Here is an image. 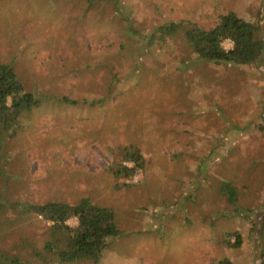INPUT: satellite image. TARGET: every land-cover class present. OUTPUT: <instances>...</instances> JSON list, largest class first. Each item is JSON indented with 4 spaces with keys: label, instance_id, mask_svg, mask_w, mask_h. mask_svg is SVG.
I'll list each match as a JSON object with an SVG mask.
<instances>
[{
    "label": "rangeland",
    "instance_id": "obj_1",
    "mask_svg": "<svg viewBox=\"0 0 264 264\" xmlns=\"http://www.w3.org/2000/svg\"><path fill=\"white\" fill-rule=\"evenodd\" d=\"M228 12L261 25L264 0H0V63L45 100L3 139L8 199L89 198L111 209L125 236L99 264H260L264 56L215 65L198 59L183 33L147 44L162 25L207 29ZM130 145L145 170L116 178V151ZM222 181L236 187V208ZM235 232L239 248L226 243Z\"/></svg>",
    "mask_w": 264,
    "mask_h": 264
},
{
    "label": "trees",
    "instance_id": "obj_2",
    "mask_svg": "<svg viewBox=\"0 0 264 264\" xmlns=\"http://www.w3.org/2000/svg\"><path fill=\"white\" fill-rule=\"evenodd\" d=\"M179 33H183L198 59L215 65H255L264 56L260 24L246 20L236 12L220 15L218 23L207 29L192 22L162 25L150 35L147 44L152 46ZM227 40L234 44L230 50L223 46ZM44 101L26 90L11 64L0 63V150L4 138L17 136L21 117L41 108ZM58 101L70 106L80 102L68 97ZM260 129H264L263 122ZM115 155L120 160L111 165L110 171L116 178L134 177L145 170L147 161L139 148L120 147ZM220 183L226 202L237 206L236 187L225 181ZM73 218L78 221L76 227L69 224ZM124 236L115 224L114 212L94 204L89 198H83L77 204H35L12 201L0 188V264H73L83 260L99 264L111 241ZM233 237L236 238L234 243ZM226 238L227 245L232 248L242 245L239 233H228ZM258 247L259 262L264 264L260 240ZM217 264L233 262L225 258Z\"/></svg>",
    "mask_w": 264,
    "mask_h": 264
},
{
    "label": "water",
    "instance_id": "obj_3",
    "mask_svg": "<svg viewBox=\"0 0 264 264\" xmlns=\"http://www.w3.org/2000/svg\"><path fill=\"white\" fill-rule=\"evenodd\" d=\"M260 28H261L262 35L264 37V19H263V21H262V23L260 25ZM261 118L264 121V114L261 116ZM260 243H261L262 250L264 251V228H263V231H262Z\"/></svg>",
    "mask_w": 264,
    "mask_h": 264
},
{
    "label": "built area",
    "instance_id": "obj_4",
    "mask_svg": "<svg viewBox=\"0 0 264 264\" xmlns=\"http://www.w3.org/2000/svg\"><path fill=\"white\" fill-rule=\"evenodd\" d=\"M228 42H230V43H232V47H233V42L232 41H230V40H227ZM227 41H225V42H227ZM225 42L223 43V46H224V44H225ZM225 48V47H224ZM226 49V48H225ZM232 49V48H231ZM227 50V49H226ZM228 50H230V49H228Z\"/></svg>",
    "mask_w": 264,
    "mask_h": 264
}]
</instances>
